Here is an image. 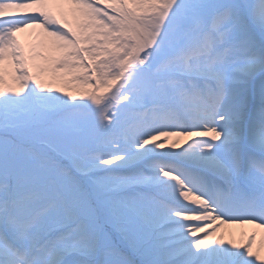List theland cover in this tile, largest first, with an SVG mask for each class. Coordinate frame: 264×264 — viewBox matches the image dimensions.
<instances>
[{
  "label": "snow or ice",
  "instance_id": "snow-or-ice-1",
  "mask_svg": "<svg viewBox=\"0 0 264 264\" xmlns=\"http://www.w3.org/2000/svg\"><path fill=\"white\" fill-rule=\"evenodd\" d=\"M214 221L264 226V0H0V264H264Z\"/></svg>",
  "mask_w": 264,
  "mask_h": 264
},
{
  "label": "rangeland",
  "instance_id": "rangeland-1",
  "mask_svg": "<svg viewBox=\"0 0 264 264\" xmlns=\"http://www.w3.org/2000/svg\"><path fill=\"white\" fill-rule=\"evenodd\" d=\"M49 10L58 15V17L63 14V19H65L67 23L73 28H76L83 19L80 14L74 12L72 6L68 4H51L49 5ZM17 35L21 43L24 45L26 52H31L34 54V59L32 61L33 71L37 70V66H43L47 68L48 60H46L45 57H52L58 54V50L52 46L50 39L42 33L41 29H26L24 32L18 33ZM10 73L11 63L6 61V80H9ZM43 79L46 83H50L52 88L62 89V93L70 91L77 97H79L81 89L86 87L81 85L78 81L53 79L47 72L44 73ZM250 236H252L250 246L253 248V251L259 252L260 255L264 257V238H259L254 234ZM247 241L248 239L244 243H247Z\"/></svg>",
  "mask_w": 264,
  "mask_h": 264
},
{
  "label": "bare ground",
  "instance_id": "bare-ground-1",
  "mask_svg": "<svg viewBox=\"0 0 264 264\" xmlns=\"http://www.w3.org/2000/svg\"><path fill=\"white\" fill-rule=\"evenodd\" d=\"M181 141L191 139L189 137H180ZM168 142H166L167 144ZM218 223V222H213ZM217 236L224 240H232L234 243L243 244L250 235H256L259 238H264V226L256 223H239V222H223L218 223L215 229Z\"/></svg>",
  "mask_w": 264,
  "mask_h": 264
}]
</instances>
